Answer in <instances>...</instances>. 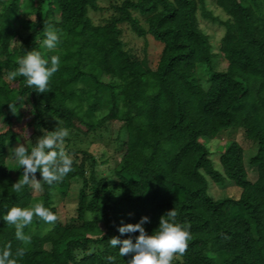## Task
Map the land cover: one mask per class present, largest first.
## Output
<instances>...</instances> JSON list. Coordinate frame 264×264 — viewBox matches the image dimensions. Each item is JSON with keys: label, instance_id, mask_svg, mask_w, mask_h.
I'll use <instances>...</instances> for the list:
<instances>
[{"label": "trees", "instance_id": "16d2710c", "mask_svg": "<svg viewBox=\"0 0 264 264\" xmlns=\"http://www.w3.org/2000/svg\"><path fill=\"white\" fill-rule=\"evenodd\" d=\"M112 8L95 24L98 0H0V216L39 204L56 217L34 214L21 229L25 240L0 219V250L8 246L17 264H127L134 253L119 249L140 233L118 228L147 217L151 235L174 209L189 236L170 264H264V0H123ZM199 12L224 27L223 69ZM123 25L162 45L156 67L127 48ZM49 28L54 49L42 46ZM28 51L59 58L45 93L21 75L9 78ZM57 128L67 130L61 147L71 170L51 185L31 174L41 182L37 196L30 184L17 191L23 168L17 177L8 169L13 146L22 140L30 152L32 138ZM232 129L256 146L247 160L238 141L218 139ZM227 182L239 195L215 199L210 185ZM73 184L76 206L64 219L56 198Z\"/></svg>", "mask_w": 264, "mask_h": 264}, {"label": "clouds", "instance_id": "9594fccd", "mask_svg": "<svg viewBox=\"0 0 264 264\" xmlns=\"http://www.w3.org/2000/svg\"><path fill=\"white\" fill-rule=\"evenodd\" d=\"M58 35L56 30L49 28L45 30V38L42 41V46L46 49H54L57 45ZM59 58L55 55L49 60L42 58L38 51H28L19 58L18 68L16 71L9 73V78L12 79L17 75L26 78L28 86H34L38 93H45L48 88V82L52 75L57 71ZM12 108V105H9ZM67 130L57 128L51 132H47L42 138L27 151L23 144H19L12 150L10 157L17 165L23 168V180L12 185L17 191L23 185L30 184L35 189H41V182L36 181L35 176L30 175L40 172L42 181L51 185L53 181L62 180L65 175L71 170L72 159L66 155L62 149L64 137L67 136ZM48 150L47 152L45 150ZM59 149V151L57 150ZM37 215L45 222H51L56 219L55 215L42 205L37 204L34 208H21L13 206L0 216L10 225L16 227V238L19 240L28 239L21 231L22 227L29 224L33 215ZM177 213L173 209L162 216L159 220L158 228L151 234L146 235L145 229L142 226L147 220V217H142L140 222L135 224H124L118 228L120 233L139 232L136 243L133 244L129 240L122 242L123 246L119 249L120 256H125L129 253L134 255L128 260L127 264H170L174 253H183L186 248V240L189 232L186 226H182L175 222ZM111 246H115L118 241L112 238ZM23 256V251L19 253ZM9 247L5 246L0 250V264H17L16 259H9ZM108 261H112L113 257H106Z\"/></svg>", "mask_w": 264, "mask_h": 264}, {"label": "rangeland", "instance_id": "374dc122", "mask_svg": "<svg viewBox=\"0 0 264 264\" xmlns=\"http://www.w3.org/2000/svg\"><path fill=\"white\" fill-rule=\"evenodd\" d=\"M123 0H98V5L101 10L97 12H90V16L93 19L95 24L103 23L108 17H110L114 10L113 5L120 4ZM209 9H213L212 4L208 5ZM215 15L220 19L224 18V16L217 10L214 11ZM200 27L202 30L210 37V41L213 46V52L217 53V58L215 59V65L217 68L223 69L225 68L224 60L221 58V54L219 53L220 40L224 34V27L217 23L216 21H212L210 19H204L201 15V12L198 14ZM142 18V17H140ZM143 21V19H142ZM122 39L125 41L127 48L131 49L132 53L139 59L142 60L144 57L147 58L151 67H156L157 62L159 60V56L162 51V45L155 41L152 37H148L147 39L138 38L133 32L130 31V28L127 25L122 26ZM147 43V44H146ZM206 75L204 72L199 70V73L196 76L198 82L205 79ZM119 123L114 124L115 133L118 131ZM40 139L32 138L31 141H38ZM222 142H228L231 140L238 141L241 146L244 148L246 153V160L249 156L253 155L256 152L255 144L245 139L243 132L241 130H226L223 131L218 138ZM22 142V140H21ZM20 141L13 146V149L17 147L19 144H22ZM26 147V145L24 144ZM212 151H215V148H211ZM72 159V157H70ZM73 161V160H72ZM8 169L17 177V169L22 167L17 165L13 160L8 158ZM250 173V177L254 179L256 174L251 169H248ZM22 180V178L18 177ZM37 181V180H36ZM33 187V186H32ZM76 185L73 184L72 188L66 193L65 196L58 195L56 198L57 206L59 207L60 212L62 213V217L64 219H70L72 213L74 212L77 195L74 191ZM40 190V189H39ZM38 189L32 188L33 196H37L40 191ZM210 193L215 199H219L226 196H235L239 195V190L234 187L231 182H227L225 185L211 184L210 185ZM52 227V223L41 228L39 231L32 230L34 235L45 234Z\"/></svg>", "mask_w": 264, "mask_h": 264}]
</instances>
